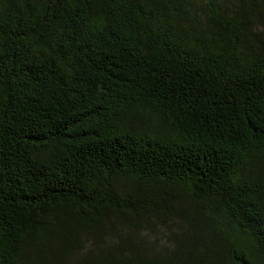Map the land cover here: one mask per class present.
<instances>
[{
  "label": "trees",
  "instance_id": "trees-1",
  "mask_svg": "<svg viewBox=\"0 0 264 264\" xmlns=\"http://www.w3.org/2000/svg\"><path fill=\"white\" fill-rule=\"evenodd\" d=\"M0 264H264V0H0Z\"/></svg>",
  "mask_w": 264,
  "mask_h": 264
},
{
  "label": "rangeland",
  "instance_id": "rangeland-1",
  "mask_svg": "<svg viewBox=\"0 0 264 264\" xmlns=\"http://www.w3.org/2000/svg\"><path fill=\"white\" fill-rule=\"evenodd\" d=\"M169 223V221H167L164 225H166V224H168ZM172 223H173V221H172ZM157 226L158 227H160V226H162L161 224H159V223H157ZM162 228H163V226H162ZM173 229H177V226L176 225H174L173 226ZM148 232V237H150V239L151 240H157V242H168L167 241V239L163 236V237H161V231L160 230H158V231H156V232H151L150 230H141V234L140 235H143L145 232ZM169 232V231H168ZM157 234V236L155 237V235ZM83 237H85L84 239H85V242H83V245H84V247H83V249H82V251H83V254H85L86 253V255L88 254V252H90V250H92V249H94L95 250V252L98 254L99 253V247H98V245L96 244V242L93 240V238H92V236L90 235V236H88V235H86L85 233H84V236ZM104 238L105 239H112V238H115L113 235H112V233L109 231V232H107L106 233V235L104 236ZM72 255H70V257H71Z\"/></svg>",
  "mask_w": 264,
  "mask_h": 264
}]
</instances>
